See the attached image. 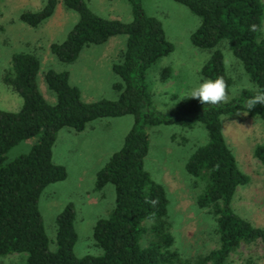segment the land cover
I'll list each match as a JSON object with an SVG mask.
<instances>
[{"label": "trees", "instance_id": "1", "mask_svg": "<svg viewBox=\"0 0 264 264\" xmlns=\"http://www.w3.org/2000/svg\"><path fill=\"white\" fill-rule=\"evenodd\" d=\"M126 1L132 17L124 22L97 15L84 0H61L77 19L62 41L49 46L56 60L68 64L76 60L83 47L105 43L116 34L126 35L122 59L111 65L118 78L111 85L117 91L115 99L84 101L79 89L69 83L66 70L49 68L42 74L46 89L54 96V101L48 102L37 85L38 58L29 52H15L10 57L2 81L21 104L16 111L0 109V256L23 252L22 264H184L173 247L165 190L151 179L143 160L148 150V127L175 124L189 128L201 124L207 141L196 147L184 164L185 172L203 183L194 203L211 215L218 238V247L201 262L224 264L240 244L254 241L261 244L264 258V226H253L232 210L236 187L247 184L249 177L239 169L221 129V117L238 112L264 121V106L257 104L249 111L246 107L248 99L264 93V36L260 33L264 0H173L199 19L189 41L209 52L200 75L212 80L223 77L229 90L231 78L218 48L225 39L252 88L241 89L229 103L219 106L202 105L187 95L166 113L153 107L145 76L147 69L173 46L161 22L144 12L140 0ZM57 3L44 0L38 10L22 12L19 20L36 27L51 16ZM169 75L170 68L163 67L159 79L164 81ZM126 115L132 120L121 145L94 174V189L111 184L114 191L110 212L98 218L91 229L100 254L73 255L76 232L71 203L54 217L51 249L37 203L47 184L66 177L64 166L52 161L57 133L62 128L78 133L93 120ZM29 138L35 141L26 153L4 162L12 146ZM252 155L264 174V143L255 144Z\"/></svg>", "mask_w": 264, "mask_h": 264}, {"label": "rangeland", "instance_id": "2", "mask_svg": "<svg viewBox=\"0 0 264 264\" xmlns=\"http://www.w3.org/2000/svg\"><path fill=\"white\" fill-rule=\"evenodd\" d=\"M84 1L97 15L124 22L132 17L130 4L126 0ZM140 1L144 12L161 22L165 37L173 46L170 53L160 57L147 69L145 76L153 107L166 113L175 103L184 100L194 87L207 80L200 75V68L209 52L191 45L189 34L196 28L199 19L185 6L173 0ZM43 3L44 0H0V109L16 111L21 104L17 94L2 81L3 74L9 69L10 57L15 52H29L38 58L37 85L48 102H53L54 96L46 89L42 74L49 68L66 70L69 83L78 87L80 97L87 102L115 99L117 91L111 85L118 78L111 71V65L121 61L126 35L116 34L105 43L83 47L74 62L61 63L50 52L49 46L64 39L77 14L58 0L51 16L36 27L19 20L22 12L36 11ZM260 33L264 36V16ZM218 48L231 78L230 97L243 88H252V83L232 55L225 39L218 43ZM163 67L170 68V75L161 81L159 72ZM103 119H96L78 133L71 129L69 132L60 130L54 142L52 161L64 166L66 177L47 184L38 198V211L44 233L51 240V249L54 248V217L66 203L73 205L75 257L100 254V249L91 238V229L98 218L106 217L110 212L114 191L111 184L104 185L100 190L94 189V174L121 145L132 120L128 115L117 121ZM221 122L227 147L239 169L249 177L247 184L236 187L230 203L232 210L253 226L263 227L264 174L258 160L252 155V149L255 144L264 143V121L238 112L222 116ZM147 133L148 150L143 167L151 179L160 183L165 190L173 247L184 264H209L201 260L218 247L214 222L206 209L198 208L194 203L203 183L184 170L191 152L207 141L206 132L201 124L189 128L171 124L150 126ZM34 141V138H29L12 146L6 152L4 162L26 153ZM24 258L23 252L10 253L0 256V264H22ZM224 264H264L263 248L258 241L240 244L230 252Z\"/></svg>", "mask_w": 264, "mask_h": 264}, {"label": "clouds", "instance_id": "3", "mask_svg": "<svg viewBox=\"0 0 264 264\" xmlns=\"http://www.w3.org/2000/svg\"><path fill=\"white\" fill-rule=\"evenodd\" d=\"M198 100L202 105L219 106L230 102L228 84L223 77H217L215 80L207 79L194 87L189 93V97ZM257 104L264 106V93L257 94L247 100L246 107L253 109ZM155 204L156 201H146Z\"/></svg>", "mask_w": 264, "mask_h": 264}, {"label": "crops", "instance_id": "4", "mask_svg": "<svg viewBox=\"0 0 264 264\" xmlns=\"http://www.w3.org/2000/svg\"><path fill=\"white\" fill-rule=\"evenodd\" d=\"M77 88H78V87H77ZM81 99H82V97H81ZM84 101H85V100H84ZM125 117H126V116L118 117V118H110V119L117 121V120H121L122 118H125ZM100 120H105V119H99V121H100ZM94 121H96V120H93V121L89 122L88 124H90V123H92V122H94ZM115 121H114V122H115ZM114 122H111L110 124H112V123H114ZM88 124H87V125H88ZM87 125H86V126H87ZM62 130H66L65 132H69L70 129L62 128L61 131H62ZM71 131H73V130H71ZM59 132H60V130H59ZM59 132H58V133H59ZM58 133H57V135H58ZM123 135H124V134H123ZM56 137H57V136H56ZM55 140H56V139H55ZM54 142H55V141H54ZM53 146H54V144L52 145V149H51V150H52V156H53V152H54V147H53ZM52 159H53V158H52ZM55 163H57V162H55Z\"/></svg>", "mask_w": 264, "mask_h": 264}]
</instances>
